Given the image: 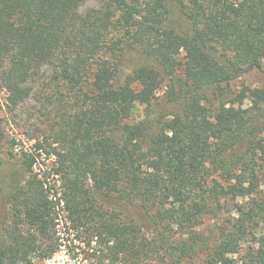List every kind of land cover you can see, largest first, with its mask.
Wrapping results in <instances>:
<instances>
[{
	"label": "trees",
	"instance_id": "1",
	"mask_svg": "<svg viewBox=\"0 0 264 264\" xmlns=\"http://www.w3.org/2000/svg\"><path fill=\"white\" fill-rule=\"evenodd\" d=\"M87 1L0 0V112L37 77L50 89L0 264L62 247L75 264H264V86H230L264 65V0Z\"/></svg>",
	"mask_w": 264,
	"mask_h": 264
},
{
	"label": "rangeland",
	"instance_id": "2",
	"mask_svg": "<svg viewBox=\"0 0 264 264\" xmlns=\"http://www.w3.org/2000/svg\"><path fill=\"white\" fill-rule=\"evenodd\" d=\"M99 0H88L85 4L80 7V11H84L86 8L97 5ZM48 77H37L33 81V90L30 97L22 104H20L14 110H9L7 107H3L0 115L4 119L10 121L7 127L8 138L6 140L0 141V229L2 228V223L4 221V216L8 211V194L12 191L14 184V178L12 175L19 170V162L21 157L19 155V148H24L28 151L34 150V143L36 140L44 139L45 129L50 118V105L47 102L44 94L49 93L48 85L46 82ZM243 85L250 87L264 86V65L261 69H253L241 75L240 77L231 81V89H240ZM166 87L163 84L158 90V96H162ZM4 90H0V99H5ZM262 110L264 112V104H261ZM136 112V113H135ZM135 114H138L135 111ZM14 137L16 139V146L13 148L15 156L12 157L8 154L9 142L8 139ZM52 158L45 157L41 155L38 157L37 168L43 171L47 167L51 166ZM16 182V180H15ZM229 212L222 213L223 217H228ZM213 220L205 219L200 225L203 230L211 228ZM40 264H75L74 259L68 257L66 249H62L57 252L53 258L48 260H43L39 262Z\"/></svg>",
	"mask_w": 264,
	"mask_h": 264
}]
</instances>
